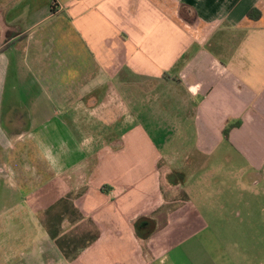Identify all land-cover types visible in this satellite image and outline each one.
<instances>
[{
    "label": "crops",
    "instance_id": "1",
    "mask_svg": "<svg viewBox=\"0 0 264 264\" xmlns=\"http://www.w3.org/2000/svg\"><path fill=\"white\" fill-rule=\"evenodd\" d=\"M148 112L157 115L149 125L171 133L163 153L142 122ZM8 113L27 117L25 134L7 132ZM0 120V175L27 193L15 210L0 208V236L16 219L42 222L26 211L33 197L69 220L57 222L71 234L56 225L46 250L62 264L264 260L254 249L264 243V0H0ZM131 123L119 136L103 132ZM39 128L59 129L53 149ZM38 142L42 155L26 153ZM222 175L242 183L222 190ZM223 193L219 239L208 221L226 208ZM173 205L174 231L163 210ZM76 212L86 221H70ZM157 221H170L165 232ZM32 245L33 264H46Z\"/></svg>",
    "mask_w": 264,
    "mask_h": 264
},
{
    "label": "rangeland",
    "instance_id": "2",
    "mask_svg": "<svg viewBox=\"0 0 264 264\" xmlns=\"http://www.w3.org/2000/svg\"><path fill=\"white\" fill-rule=\"evenodd\" d=\"M13 29L18 28L13 26ZM21 42V41H19ZM18 42V43H19ZM143 101V100H142ZM149 106L150 104H146V105H142V107L145 108L146 112L147 110H149ZM18 110H22L21 108H17ZM154 114V113H153ZM153 114H149L146 113L145 115H142V120L143 117H145L146 119H144L145 125H149L148 120L154 118H157V115H153ZM26 116L21 115V114H16V113H8L7 115L4 116V128L7 130V132H9V134H13L14 132L23 130L21 129L19 126H21L20 122L18 121H22L23 123L27 124V120H26ZM148 119V120H147ZM40 123V122H39ZM112 126V125H111ZM111 126H107L105 127V133L108 134H113L114 136L116 135H120L123 134L124 132H127L128 129L132 128L133 124L131 123L128 126H124L123 128L120 127L113 129ZM122 126V125H121ZM163 128V127H162ZM161 128V130H156L154 129V127L151 126V124L148 126L147 131L151 137L154 139V141L156 142V146L158 147L159 150H162L161 152L163 153V146H162V142L161 139H163V141L166 140L167 135V130H163ZM46 130V129H45ZM95 130V127H94ZM41 132L43 134H45V139L47 142L45 144L46 149H53V145L55 141H57L60 138V131L59 129H48L46 131L42 130V129H38L37 133ZM96 132H100L99 130H97ZM62 135V142H66L67 139L69 138V131L63 129L61 132ZM66 137V138H65ZM26 138H28L26 136ZM22 143L20 141L16 142V147L14 148V152H16L17 144ZM118 145L116 143H114V147ZM114 147H111L114 148ZM5 148H8V145L5 146ZM27 148V147H26ZM28 148L30 149V152L28 151V149L26 150V153H28L29 155H42L43 153V149L41 144L38 142V146H35L32 143L28 144ZM128 152H131L130 148L127 149ZM5 152H8L7 150H5ZM77 154L73 153L72 154V158H76ZM5 156L6 153H2L0 155V159L2 160L3 164L2 167L4 168L5 165ZM238 178V177H237ZM229 179L227 176L222 175L219 179H216L215 181L218 182L217 180H219V182L217 183L216 186H218L220 189L224 190L227 189L229 187V185H233V186H240V184L242 183V181L240 179ZM179 182V181H177ZM244 182V181H243ZM179 184V183H178ZM10 181L9 179L5 178L4 176L0 175V208H2L5 204L11 206L14 208V210L16 209V205L19 203L20 197L22 195V197L26 196V192L23 193H16L15 190H13L12 188H10ZM30 194V193H28ZM37 194V193H36ZM225 200H221L222 204H225L226 208L225 209H214V215H211V218L214 217L212 220L213 221H208L210 224H212L214 222L215 225V232L216 234L219 236V239H222L223 237H225V233L227 232V226H225V222L227 223V219H228V208H227V194L223 193ZM37 197V195H36ZM180 197V195H179ZM29 207L30 209L26 210L28 213L30 211V215H34L37 216V219L39 221H42L41 223H33L32 219H16L15 221L12 222V224L10 226L7 225L6 230H4V232H2L3 235L0 236V246H2L4 249L5 247H7V253L6 255H1L2 257L5 256V258L3 257L2 259H0V264H33V263H37V259L34 253L31 251L32 250V242L36 241L41 249L42 252H44V255H46L45 257H43L44 261L46 264H57V262L60 260V264H62V262H64V259H62V256L59 255V253H55L53 255L48 254V252H46V250L50 249V246L53 245V242H58V229L56 228V225L60 226V222L57 221H69L68 219L64 220L62 218V216H60L59 214L56 213V211L60 208V205L58 204L57 207H55V205L51 206L48 209H42V210H38L36 208V204L34 203V199L33 197H30L29 200ZM20 204V203H19ZM26 205H28L27 203L24 204V207H26ZM19 206V205H18ZM58 208V209H55ZM165 212L167 211L168 217H171L173 220L171 221L172 223V228L173 231L176 227V225L178 224L179 221V217H180V210L177 207H174V205L171 207V209L165 210L163 209ZM163 210H158L156 213H153L155 216H159V214H161V212H164ZM32 212V213H31ZM164 212V213H165ZM186 212V209H185ZM164 216V215H163ZM74 218V219H73ZM86 217H84V215H80L78 216L77 212H76V217H71L70 221H86L85 219ZM177 220V221H176ZM20 221V223H19ZM23 221V222H21ZM27 221V222H26ZM144 222V221H143ZM146 222V221H145ZM160 223L159 226V233L160 232H165L166 229L165 227L168 225V222L170 221H157ZM193 221H189V226L192 224ZM194 228V226H190V228ZM177 229L180 227H176ZM66 229H68V225H66L65 223H62L61 226L59 227V230L61 232V235L63 234V232H66ZM147 230V229H146ZM146 230L142 229L141 233L144 234L146 232ZM3 231V230H2ZM71 234V233H70ZM69 232H66V237L67 238L69 235ZM149 234V230L147 231V235ZM258 236H260V233H256ZM263 238H264V228H263ZM40 239V240H38ZM157 240V239H156ZM40 241V242H39ZM221 244L223 246L227 247V241L226 240H220ZM264 241V240H263ZM56 244V243H55ZM81 244L84 243H78L77 246H81ZM1 249V248H0ZM254 249H262L264 251V243H257L254 246ZM45 250V251H44ZM50 255V256H47ZM256 259V257H255ZM6 261V262H5ZM258 262L256 264H261V262H264L260 260H257ZM256 262V261H255Z\"/></svg>",
    "mask_w": 264,
    "mask_h": 264
},
{
    "label": "trees",
    "instance_id": "3",
    "mask_svg": "<svg viewBox=\"0 0 264 264\" xmlns=\"http://www.w3.org/2000/svg\"><path fill=\"white\" fill-rule=\"evenodd\" d=\"M256 12H257L256 10H252V11L249 13V18L252 19V20L257 19L259 16H257V18L253 16V14H255ZM230 129H231V127H230V128L228 127V128L225 130V136H226V137H227V135H228ZM147 224H148V223L145 222V221H144V222H143V221L139 222V223L137 224V231H138V233L141 232L142 229L145 228L144 226H146Z\"/></svg>",
    "mask_w": 264,
    "mask_h": 264
},
{
    "label": "flooded vegetation",
    "instance_id": "4",
    "mask_svg": "<svg viewBox=\"0 0 264 264\" xmlns=\"http://www.w3.org/2000/svg\"><path fill=\"white\" fill-rule=\"evenodd\" d=\"M0 126H1V120H0ZM26 132L24 130H20V131H17V132H14L15 135H18V134H25ZM0 172H5L4 171V168L1 166L0 164Z\"/></svg>",
    "mask_w": 264,
    "mask_h": 264
}]
</instances>
